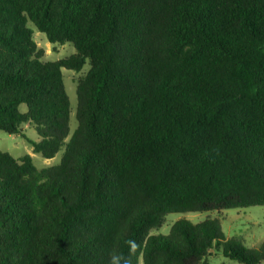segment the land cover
I'll return each mask as SVG.
<instances>
[{
	"label": "trees",
	"instance_id": "trees-1",
	"mask_svg": "<svg viewBox=\"0 0 264 264\" xmlns=\"http://www.w3.org/2000/svg\"><path fill=\"white\" fill-rule=\"evenodd\" d=\"M28 24L75 53L42 61ZM0 131L64 149L0 151V264L264 262L215 220L150 234L264 206V0H0Z\"/></svg>",
	"mask_w": 264,
	"mask_h": 264
},
{
	"label": "rangeland",
	"instance_id": "rangeland-1",
	"mask_svg": "<svg viewBox=\"0 0 264 264\" xmlns=\"http://www.w3.org/2000/svg\"><path fill=\"white\" fill-rule=\"evenodd\" d=\"M28 27L33 31L32 39L39 49H42L44 56L42 61L55 62L64 59L75 53L72 44L63 45L49 44L44 34L38 32L32 24ZM89 70V63L86 61L79 72L62 69V79L66 94L70 102L69 133L76 128V85L77 80L84 76ZM20 112L26 111L25 105H20ZM25 137L37 142L39 140L36 132L28 125L22 127ZM0 151L6 152L15 159L29 155L33 165L38 168H47L57 165L64 153L61 149L53 158L45 159L40 154L33 153L32 146L22 137L9 135L0 131ZM178 220H186L193 224L202 223L206 220H215L226 240L233 241L247 248H257L264 243V206L248 208L228 209L221 212L202 213H171L165 217V221L158 229L151 230V235H167L172 224ZM206 264H242L236 260L226 258L221 252H213L206 256ZM261 264H264L262 262Z\"/></svg>",
	"mask_w": 264,
	"mask_h": 264
}]
</instances>
